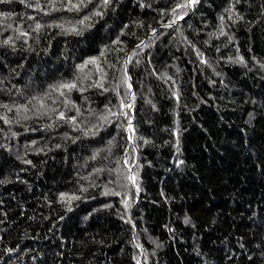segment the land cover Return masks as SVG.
I'll use <instances>...</instances> for the list:
<instances>
[{
    "label": "trees",
    "instance_id": "trees-1",
    "mask_svg": "<svg viewBox=\"0 0 264 264\" xmlns=\"http://www.w3.org/2000/svg\"><path fill=\"white\" fill-rule=\"evenodd\" d=\"M186 3H0V264H264V0Z\"/></svg>",
    "mask_w": 264,
    "mask_h": 264
},
{
    "label": "snow or ice",
    "instance_id": "snow-or-ice-1",
    "mask_svg": "<svg viewBox=\"0 0 264 264\" xmlns=\"http://www.w3.org/2000/svg\"><path fill=\"white\" fill-rule=\"evenodd\" d=\"M5 2H11V0H0V3H5ZM197 2H198V0H188V3L183 4V5H178V7L179 8H187L189 6V4H194ZM81 3H83V0H81ZM103 3H104V5H108L110 3V0H103ZM72 7L76 8V7H78V5H72ZM175 13H176V9H173V14L175 15ZM96 14L100 15V13H96ZM180 18H183V17H180ZM85 19H87V17ZM81 23H83V21H81ZM37 27H39V25H37ZM70 30L74 31L75 29H70ZM87 63L95 64L96 61L94 59H90ZM96 86L101 87L102 85L97 84ZM60 87L67 88V89L71 90V89L76 87V84H74V83L63 84ZM129 87H130V85H129ZM61 94H63V93H61ZM5 107H7V106H5ZM128 107H131V105H129ZM60 118L61 119L64 118V113H62V112L60 113ZM72 119L74 120L75 118H72ZM105 119H107V118L105 117ZM128 179L132 180V182L135 183V177L134 176H129ZM72 199H76V197H72Z\"/></svg>",
    "mask_w": 264,
    "mask_h": 264
}]
</instances>
